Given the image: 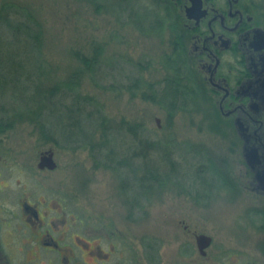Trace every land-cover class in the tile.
I'll return each instance as SVG.
<instances>
[{
  "label": "rangeland",
  "instance_id": "1",
  "mask_svg": "<svg viewBox=\"0 0 264 264\" xmlns=\"http://www.w3.org/2000/svg\"><path fill=\"white\" fill-rule=\"evenodd\" d=\"M260 1L264 6V0ZM162 3V0H0V7L3 4L20 7L40 26L44 84L52 86L77 71L79 91L99 103L111 126L108 132L115 141L111 156L125 157L127 161L126 166L110 161L105 164V156H96L88 143L67 142V136L73 138L70 132L74 129L70 126L73 118L78 117L67 110L72 103L69 97L58 98L61 104L55 105L63 113L56 120L61 124L55 126L59 131L56 143H52L42 137L37 124L29 119L36 106L30 101L32 96H26V92L19 96L10 89L0 91V119L11 120V127L0 131V249L4 256L0 264H42L31 250L25 256H13L6 251L11 233L23 236L26 232L20 228L17 215L21 197L53 215L62 214L67 219L68 214L81 217L86 221L83 226L114 225L122 234L129 232L126 244L132 254L140 249L144 254L138 238L166 232L178 237L181 225L175 221L183 218L191 226L203 222L206 233L213 238L212 250L216 249L223 259L237 260L239 264H264V198L252 192L246 182L240 183L238 176L234 177L239 182L236 186L221 183L222 166L229 168L231 177L244 167L240 157L230 149L234 144L231 139L235 138L233 124L220 113L212 96L199 88L186 100L187 107L169 117L164 99L152 101L140 95L139 91L149 93L143 84L135 95L126 90L127 81L138 75L144 82L154 83L159 92L162 79L170 73L163 61L174 48L173 20L165 16ZM15 13L9 14L13 21L19 19ZM158 14L163 18V23L161 19L158 22L162 26L153 24V16ZM176 26L180 27V22ZM1 33L5 42H11L16 35L10 31ZM22 43L18 36L15 44L7 46L18 50ZM96 47L102 49V56L90 70L79 58L91 57ZM94 110L92 106L85 107L88 118L95 117ZM87 120L85 130L97 131L92 140L96 141L99 131L91 129ZM139 123L145 129L136 128ZM140 133L158 140V146L147 148L144 142H137ZM47 148L53 151L56 167L39 169L36 166L39 153ZM165 150L177 161V171L169 169L163 158ZM207 162L209 185L196 177L198 168ZM146 170L164 178V185L155 183L149 191L137 193L134 173L142 177ZM251 207L262 208V213L248 210ZM187 239L189 244L193 243L191 235ZM173 241L162 243V249L176 250L177 242Z\"/></svg>",
  "mask_w": 264,
  "mask_h": 264
},
{
  "label": "flooded vegetation",
  "instance_id": "2",
  "mask_svg": "<svg viewBox=\"0 0 264 264\" xmlns=\"http://www.w3.org/2000/svg\"><path fill=\"white\" fill-rule=\"evenodd\" d=\"M169 2L179 12V40L187 60L198 72V82L235 130L230 149L240 157L244 170L232 178L229 168L222 166L224 172L219 171L225 181L221 183L233 187L238 176L240 183L246 182L252 192L264 198V189L256 177L264 161V6L260 0H194L198 5L194 10L196 18H187L185 8L192 4L191 0ZM236 119L246 128L243 134L237 131ZM248 146L257 156L255 170L248 166L243 154ZM18 209L20 228L26 232L23 236L11 233L6 251L25 256L31 250L42 264H239L212 250L213 238L206 233L203 222L191 226L183 218L176 219L182 235L172 237L166 232L138 238L144 254L141 249L132 254L126 244L130 233L122 234L117 226H83L86 221L81 217L53 215L22 197L18 198ZM248 210L262 213L260 207ZM201 233L210 239L207 246L199 249L196 236ZM189 235L193 237L190 244ZM166 241L177 242V249L165 252L161 244ZM3 258L0 249V260Z\"/></svg>",
  "mask_w": 264,
  "mask_h": 264
},
{
  "label": "trees",
  "instance_id": "3",
  "mask_svg": "<svg viewBox=\"0 0 264 264\" xmlns=\"http://www.w3.org/2000/svg\"><path fill=\"white\" fill-rule=\"evenodd\" d=\"M162 2V10L164 11L165 16L168 15L173 20L171 30L174 31V48L172 53L166 55L163 61L166 72L170 73L162 79V90H159V92H157L155 89L154 83H147L146 81L144 82L143 78L138 75L127 81L126 90H128L131 95H135L140 86L143 84L145 87L149 88V93L146 94L145 91H139L140 95L143 98L147 100L150 99L152 101L164 99V106L167 107L168 115L171 117L176 110L187 107L186 100L194 95L199 88L203 89V86L201 87L200 83L198 82V72H196L192 62L187 60L186 53L183 50L182 42L179 40V38L182 37V30L176 26V23L178 24L179 22V12L174 8L173 4L169 2V0H166V2L162 0ZM10 12H16L19 16V19L17 21L11 20L9 17ZM162 15L164 16V14ZM160 19H163L162 16H159V14L154 15L153 24L157 23L158 26H162L163 24L160 25L158 23ZM8 30L12 35L13 32L16 34L15 36L13 35L11 42H5L3 33H1L2 31L9 32ZM40 35V26L37 25L35 20L28 14V12L13 5H1L0 91L10 89L12 93L18 94L19 96H21L23 92H26V96L27 94H29L30 97L32 96L30 101H34L36 106L33 111H30L31 114L29 119L31 121L33 120L37 124L39 133H41L42 137H47L52 143H56L57 139L55 135H57L56 131H59V129L56 130L55 126L61 124V122H56V120L61 118V113H63V111L56 110L55 105L61 104L62 100L58 98L63 99L66 96L69 97L72 103L68 105L67 110L71 115H78V117L73 118L74 121L70 125L72 127L74 126V129L70 131L73 138H71V136H67V142L74 143V141L79 140L83 144L88 143L90 145V150L94 152L96 156H105V161H103V163L106 164L110 161L114 164H117L118 166H126L127 161L125 157L116 159L111 156L113 153L112 146L115 144V141L113 140L114 136L108 132L109 129H111V126L108 123V119L106 118L103 109H101V106H99V103L96 100L94 101L86 94L82 95L79 91L78 72L74 71L68 77V79L62 80L61 82H56L52 86H47L44 84L43 79L41 78V75H44L45 73V69L42 68L43 59L41 58ZM18 36L21 37V41L23 42L21 46L22 50H19L21 48L17 50V48L8 47L7 45L12 46V44H15V41L18 40ZM101 52L102 49H100V47H96L93 49L91 57L80 56L79 59L86 67L92 70L94 65L100 62L102 56ZM29 89L31 91L30 93L28 92ZM14 97L18 98L17 96ZM86 106H92L95 109L92 112V114L95 115L94 118H88V114L85 113ZM46 109L48 111L47 113L45 111ZM51 110L54 111L55 114ZM26 114L28 117L27 111ZM53 114L54 116L50 118V115ZM86 119H88L87 121H89L88 124L91 125V129L95 127V130L98 129L99 131L96 141L92 140L97 131L89 132L85 130L84 124ZM10 127L11 120L8 121L7 119H0V131H4ZM52 127L54 128L53 130H51ZM135 127H139L140 131L145 129L140 123L139 125L135 124ZM128 128L131 129V127ZM48 130L49 132H47ZM60 132L63 133L61 130ZM136 140L139 143L144 142L143 144L147 148H154L159 144L158 140L144 137L141 135V133L139 136H137ZM104 150L106 151L103 152ZM106 158L108 159L107 161ZM163 158L166 160L170 170L177 171V161L174 158H171L169 151L165 150L163 152ZM98 162L100 161L95 160V163ZM209 167L210 166L207 162L204 167L198 168L199 171H197V175L199 174V176H196L206 185H209V181L207 179V174L210 172ZM133 180L139 187V190L137 189V193L149 191L151 188H153L155 183H158L157 186L160 184L163 186L165 182L164 178H158L154 174L152 175V172L147 170L146 174H144L142 177L137 176V173L135 172ZM133 198H135V196ZM133 202H135L134 199Z\"/></svg>",
  "mask_w": 264,
  "mask_h": 264
},
{
  "label": "water",
  "instance_id": "4",
  "mask_svg": "<svg viewBox=\"0 0 264 264\" xmlns=\"http://www.w3.org/2000/svg\"><path fill=\"white\" fill-rule=\"evenodd\" d=\"M192 4L189 5L187 8H185V14L186 17L190 18V17H195L196 18V14L194 13L195 9H198V5L196 3H194V0H191ZM158 120V119H156ZM236 127H237V131L240 134H243L245 132V129L243 127V124H241V122L236 119L235 121ZM243 154L245 156L246 159V163L248 164V166H250L252 169H254V164H256L257 161V156L255 155L253 149L251 147L248 146V148H244ZM54 154L51 148H47L44 151L39 153V159L36 163V166L39 169H54L56 167L55 162H54V158H53ZM255 170V169H254ZM256 177L258 179V182L260 183L261 188L264 189V161L262 163V165L260 166V168L257 169L256 171ZM210 237L204 234H198L196 236V244L198 245V248H203L205 246L208 245Z\"/></svg>",
  "mask_w": 264,
  "mask_h": 264
}]
</instances>
